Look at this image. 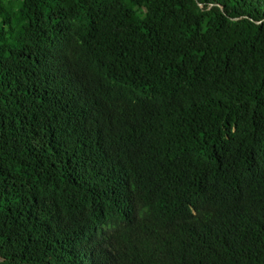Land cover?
<instances>
[{
  "label": "trees",
  "instance_id": "trees-1",
  "mask_svg": "<svg viewBox=\"0 0 264 264\" xmlns=\"http://www.w3.org/2000/svg\"><path fill=\"white\" fill-rule=\"evenodd\" d=\"M0 264H264V0H0Z\"/></svg>",
  "mask_w": 264,
  "mask_h": 264
}]
</instances>
